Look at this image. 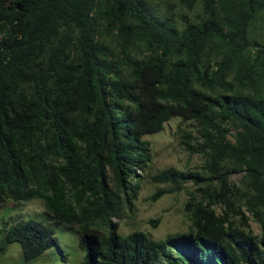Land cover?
Masks as SVG:
<instances>
[{
	"label": "trees",
	"instance_id": "trees-1",
	"mask_svg": "<svg viewBox=\"0 0 264 264\" xmlns=\"http://www.w3.org/2000/svg\"><path fill=\"white\" fill-rule=\"evenodd\" d=\"M176 1L198 14L178 26L148 0H0V200H40L45 216L3 225L0 252L18 244L29 264L59 228L76 235L79 264H264V234L226 218L244 220L241 206L264 229V36L247 37L264 0ZM171 118L196 124L199 141L180 144L204 165L150 175L164 187L149 200L196 185L189 231L121 237L109 220L136 197L142 138Z\"/></svg>",
	"mask_w": 264,
	"mask_h": 264
},
{
	"label": "rangeland",
	"instance_id": "rangeland-1",
	"mask_svg": "<svg viewBox=\"0 0 264 264\" xmlns=\"http://www.w3.org/2000/svg\"><path fill=\"white\" fill-rule=\"evenodd\" d=\"M151 9L169 17L174 24L180 25L181 19L193 20L194 15L199 12L197 5L188 12L178 5L176 0H148ZM182 17V18H181ZM264 36V17L255 19L249 26L247 37L249 40L261 42ZM251 51V50H250ZM255 51H252L253 57ZM231 81V76L227 78ZM250 93V92H249ZM197 126L191 121L182 122L179 118H171L163 124L159 133L144 136L142 139L149 145L150 161L143 173H140L139 188L134 200L129 207L125 206L119 219L111 218L109 221L115 224V233L121 237L133 231H140L152 240H162L165 236L174 233H186L189 231L190 223L183 212V205L188 199V194L193 193L196 185L191 182L183 184L177 193L164 194L155 201H150V195L163 185H155L149 182L148 177L166 168L177 171L201 172L204 165V157L200 153L190 152L180 144L181 136L186 134L191 144L199 141ZM232 131L229 132L231 139ZM229 182L234 186L239 185L241 173L227 171ZM216 213L222 214L224 210L218 205L214 206ZM240 212L244 220L235 213H226L229 222L238 229H242V223L246 222L252 235L260 237L264 234L250 215L240 206ZM44 208L40 200L31 199L27 202H12L0 200V231L10 227L16 221L36 219L41 221L45 218ZM158 219L156 225L152 226L149 221ZM99 234L107 231L105 222L99 221L93 226ZM75 229V228H74ZM1 237V236H0ZM56 246L46 250L36 260L29 264H79L82 252L77 247V237L74 232L68 233L59 228L54 229ZM0 264H23L21 251L18 244L8 245L0 252Z\"/></svg>",
	"mask_w": 264,
	"mask_h": 264
}]
</instances>
